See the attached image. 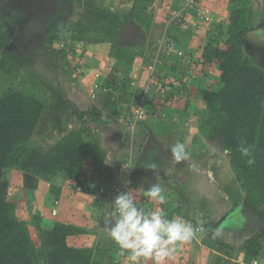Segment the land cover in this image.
I'll return each mask as SVG.
<instances>
[{
	"label": "trees",
	"instance_id": "trees-1",
	"mask_svg": "<svg viewBox=\"0 0 264 264\" xmlns=\"http://www.w3.org/2000/svg\"><path fill=\"white\" fill-rule=\"evenodd\" d=\"M131 1L130 13L124 16L125 23L139 31L141 27L147 36H152L156 23L154 0ZM203 1L214 3L217 0ZM228 1L230 4L236 3L237 6L229 11L223 10L228 19L226 23L205 19L198 15L197 6L186 7L184 1L179 12L169 11L164 14L163 24L166 30L164 37L160 38L165 41L164 47L168 43H174L180 48L181 38L175 32L183 30L186 34L194 18L198 22L194 32L200 35L205 32L203 40L206 44L200 55L195 53V56L194 52L186 49L187 52L183 54L186 59L177 53L172 57L183 59V72L186 73L184 78H190L189 83L197 88L198 98H201V102H198L200 105H196L198 112L206 108L205 115L198 122L201 135L219 144L226 153L229 166L244 194L243 205L254 217V221L258 222V229L246 237L241 246L243 261L251 264L264 255V68L251 62L245 48L248 33L264 26V11L261 22L257 23V12L251 0ZM81 2L82 0L60 2V10L51 17L46 28L47 51L62 63L68 56V50H73L70 41L73 43L84 36L86 44L109 42L110 56L116 60L117 66L132 67L140 64L145 54L144 48L138 46L135 49L131 45L118 42V35L88 40L84 30L74 31L67 50L68 42L62 39V35L72 31L75 26L72 20L66 19L67 12L71 8L73 11L81 9ZM204 6L214 13L213 16L218 15L206 3ZM31 9L33 7L28 11H32ZM11 11L0 0V56L11 46L18 30H30L26 21L29 16L25 15L27 12L21 14L17 11L14 22L18 23H14L12 17L9 18ZM34 14L36 16V11ZM160 38L157 39L156 51L155 45H152L155 54L159 50V42L162 41ZM192 67L196 68V72L192 71ZM213 68L218 73L216 80L210 79L209 69ZM81 72L83 73V69ZM121 79L130 85L129 75L123 74ZM209 80L213 82L207 86V82H211ZM114 81L115 78L113 84ZM186 83H182L183 88L179 91L185 90ZM133 93L137 94L134 90L130 95ZM41 95L40 92L14 87L0 93V264H108L111 248L100 243L90 247L72 244L70 238L86 233L85 230L72 223L49 219L38 205L39 198L35 197L34 190L25 191L24 197L30 203L28 211L31 216L28 219L22 217L21 202L13 201L10 197L9 171L12 168L51 182L59 174L67 179L77 180L87 161H95L100 165L104 162L105 155L98 133L107 127V123L102 118V111L95 106L86 110L74 108L72 116L79 125L69 130L50 148L33 145V137L51 103L49 97ZM185 102V107L194 108L191 100ZM241 141H246V145L251 148L255 161L251 165L247 163L249 158L242 156L238 150ZM51 191L57 197L53 211L58 209L61 197L60 190L53 183ZM217 225L211 222L204 224L209 232L205 242L221 250L227 245L214 232ZM216 264L229 263L220 257Z\"/></svg>",
	"mask_w": 264,
	"mask_h": 264
},
{
	"label": "crops",
	"instance_id": "crops-1",
	"mask_svg": "<svg viewBox=\"0 0 264 264\" xmlns=\"http://www.w3.org/2000/svg\"><path fill=\"white\" fill-rule=\"evenodd\" d=\"M95 1L97 5L100 4L99 0ZM115 1L118 10L116 14L124 17L130 13L131 0H112L110 3L114 5ZM171 1L168 7L162 4L154 5L156 23L152 36H147L141 27V31L139 29L136 31L126 30L125 32L120 31L118 34L114 27L117 25V21L107 20L110 17V11L102 8L101 5L95 6L90 1L86 7L84 5L86 0H82V14H85L86 8L88 9L87 16L83 20L85 23H82L85 27L82 25L81 30L87 33L88 40L118 34V42L131 45L135 49L138 46L144 48L145 54L140 64L132 67L123 65L113 67L116 70L114 73H118L120 77L123 74L129 75L130 86L133 82L137 83L135 87L131 86V88L139 96L135 95L132 99L129 94L130 98L124 96L118 103L114 101L113 104L110 103V100H106L105 93L107 91H104L103 88L98 90L96 97H91V100L84 96L87 99L86 104L77 107L83 110L91 106L97 107L102 111V118L107 123V127L98 133L105 155L104 162L100 165L95 161H87L77 180L67 179L63 174L57 175L51 182L36 177L40 187L36 191L34 190L35 197L39 198V203L41 199L43 200L40 207H43L46 216L52 221H65L85 230L86 233L71 237L70 242L78 238L82 242L81 246L90 247L100 243L110 247L108 264L116 262L117 264H130L127 259L128 252L125 251L121 255L119 246L104 231L105 219H110L109 214L114 211L113 201L122 192H130L139 208L145 211L161 210L168 219L179 217L193 225L200 223L204 225L207 222L218 224L215 226L214 232L226 243V248L218 250L206 243L205 238L209 232L205 228L202 233L198 232L194 239L180 245L173 256L164 261V264H216L220 257L227 260L229 264H245L241 246L245 238L254 234V231L249 228L250 226L246 229L249 216L246 218L242 214L244 194L232 169L224 162L226 153L219 152L212 145V141L201 135L198 122L202 116L194 111V109H198L197 106L194 105V108L185 107V100H191L196 105L200 104L196 101L197 88L189 83L190 78L188 80L184 78L186 76V73L183 72L184 61L182 58L174 59L170 56H162L164 60L159 58L157 69L154 74H151V66L157 58L151 44L163 34L165 29L164 14L169 11L171 13L179 12L184 5V0ZM59 2L61 0L55 1L57 8L54 14L60 10ZM205 3L211 10L216 9L213 2ZM76 11L78 10L74 12ZM77 13L79 14V12ZM101 21H105V26L101 29L98 28L97 31L93 23ZM175 33L180 38L185 36L183 30H177ZM84 39L82 36L73 43L70 41L71 46L73 45L72 51L71 48L69 49L70 42L66 44L67 50L69 49L68 57L74 55L73 57L79 61L73 66L71 65L69 70H73L75 75H80L88 82L89 79L94 80L91 88L94 83H99L102 87L108 86V81L98 79L103 76H98L94 72L98 71L101 75L106 72L110 77L111 66L116 60L109 54L106 55L105 47H108L109 42H95V44L87 42L88 44H86ZM176 64H178L177 67ZM164 67L166 70L160 69ZM181 67L183 68L181 69ZM174 69H177L178 72L180 69L182 73L174 72ZM195 69L193 68L192 71L196 72ZM209 70L212 71V69ZM152 79H156V81L159 79L158 82L162 83L163 81V84L161 87L154 84L146 91L145 86ZM184 82H187L185 85L187 90L185 88L186 91H179L183 88L182 83ZM119 85L120 83H111V87L108 86L107 90L122 92L123 87ZM114 96L118 97L117 94ZM135 97H138L137 101ZM140 99L142 100L141 104ZM83 103L84 101L80 104ZM138 105H142L146 109V116L141 121L131 122V125H128L121 120L120 115L125 108L129 106L128 108H131L129 111H131ZM183 109L185 110L183 111ZM43 119L32 140L34 146L43 148H50L69 130L79 125L75 118L71 120L68 117V122H66L65 118L58 116L54 124L47 121L48 123L42 126ZM178 141L184 142L191 154L190 159L180 163H176L172 159L170 152V146ZM153 162L157 164L158 169L147 168ZM51 183L60 190L61 203L58 206L57 215L52 214V207H54L57 197L51 191ZM154 184H159L164 190L166 199L163 203L144 194ZM25 191L22 192V189H18L16 194L24 197ZM259 262L260 264L264 262V255L251 264ZM148 264H155V262L149 260Z\"/></svg>",
	"mask_w": 264,
	"mask_h": 264
},
{
	"label": "rangeland",
	"instance_id": "rangeland-1",
	"mask_svg": "<svg viewBox=\"0 0 264 264\" xmlns=\"http://www.w3.org/2000/svg\"><path fill=\"white\" fill-rule=\"evenodd\" d=\"M55 1L56 0H49V2L51 3L47 4V0L46 1L40 0L37 3L38 4L37 6L34 4L36 7H33V9L35 10L31 9L32 11H28L29 8L32 7V5L30 4H28L25 7L23 6L21 7L20 3L17 6L16 5L13 6L11 8L12 11L9 13V18L12 17L11 20H13L14 22V19H16V16H17L16 15L17 11L18 13H21V14H23L24 11H26L27 14L25 15L29 16L26 18L31 19V21L29 20L30 23H27L30 26V30L27 32L18 30L19 33L17 32L15 39L12 37V39L14 40L12 41L11 46L7 48L6 51L3 52L2 55L0 56V93H3L7 88L14 87V88L26 89L27 91L35 92V93L40 92V94H42L41 96H44V97L47 96L50 98L51 103L49 104V108L47 109L48 112H45L44 114L42 126L46 125V123H48L49 121L51 122V124H54L55 123L54 121L58 119V116L65 118L66 122H68V117L71 118L72 120L74 118V116H72V110L79 105L83 106L86 104L87 99H85L84 96L88 97L91 100V95L89 91H90L91 85L94 82V80L91 81L90 79L88 82L85 78L82 79L80 75H75L73 70H69L71 65L73 66L74 63L79 62L78 60H76V58L73 57L74 55H71L70 57L67 56L66 60H64L61 65V62L57 59V57L50 54L47 51L48 45L46 43V28L48 26V23L51 17L54 14L55 9L57 8ZM89 1L95 6L101 5L102 8H104L105 10L107 9L108 11L111 12L110 17L107 18V20L111 21L112 19H114V21H117V25L114 27H115V31L116 30L118 31V34L120 31H123V32H125L126 30L136 31V29H133L129 23L128 24L125 23L123 16H120V14H116V11H118L117 6H116L117 5L116 1L114 5L113 3H110L112 0H99L100 1L99 5H97V2L95 0H89ZM89 1L86 0V3L84 4L86 5V7H88ZM163 1L165 3H162ZM159 4H162L163 6L168 7L170 4V0H154L153 6L154 5L156 6ZM214 4L216 5L215 12H217L218 15L216 14L211 19L215 20L218 23L228 22L227 16L223 14V10L229 11V10L234 9L237 6L236 3L230 4L228 0H220L219 2L217 1V3H214ZM239 5H242V4H239ZM252 5H253L254 10H256L257 12L256 22L260 23L261 18H262V11H264V0H253ZM82 9L83 8H81L80 10L78 9V11L74 12L75 10L73 11L71 8L70 11L67 12L66 18L70 19V21L72 20L75 23L74 29L72 31L64 32L62 35V39H64L67 42H69L71 38L70 36L75 34L74 31H79L82 29L81 28L82 25L84 26V24L82 23H85L83 22V20L85 16H87L86 12L88 8L85 9V14H82ZM35 11L37 13L36 16L35 14L33 15ZM77 12H79V14ZM211 14L213 15L214 13L211 12ZM14 23H18V22L15 21ZM31 24H33V26ZM93 24L95 28H97V31H98V28L100 29L104 28L105 21H101L98 23L95 22ZM194 27L195 26L192 24V26L187 30L184 38H181L180 48L182 47V50L184 51V53L187 52V50H190L191 52H194V53H197V55H200L206 44L205 40H203V38H205V35H203L205 32L202 35L195 33ZM165 30H166V27L163 31V34L161 35V38L164 37ZM106 31H108V29H106ZM17 36H20V37L17 38ZM56 44H58V42ZM156 44H157V40L153 41V44H151V45H155L154 47L155 51L158 47ZM107 46L108 47L103 46L106 48V55L107 54L111 55V45L108 44ZM56 47H58V45H56ZM247 48L248 47L246 43L245 50H246V53L248 54V57L251 59V62L255 65H258L259 67L264 68V53H262V55L260 53L262 57H259L258 55V57L256 58L257 55H254L253 51L251 49L248 50ZM164 55L162 56L165 57ZM162 56L159 55L157 57V54H156V57L158 60H160L161 58L163 59ZM167 56L172 57V55H167ZM157 65H158V61H157ZM157 65L155 66L156 69H157ZM114 66L117 67L116 61H114L113 65L111 66L112 71L110 73V77L108 76L109 74H106V72H105L106 75L105 74L101 75L100 72L98 71L94 72L95 74H98V76H103V77H99L98 79H104V80L106 79L108 81V86L111 87L112 80L115 78L114 83L115 84L120 83V85L123 87L122 92H117V91L114 92L111 90L110 91L107 90L109 88L107 86V89L104 90V91H107L105 93L106 100H110V103L113 104L114 101L118 103L124 96L128 98L132 97V99L135 95L139 96L138 93L137 94L133 93L131 94V96L129 95L130 92L134 90H132L131 86L125 80L121 79L118 73H114L116 71L113 68ZM177 66L178 64H176V67ZM192 68H195V67H192ZM160 69H163V68H160ZM180 71H181L180 69H179V72L177 69H174V72H177L179 74L181 73ZM210 73H211L210 79L216 80L215 77L218 76L217 71L215 69H212ZM111 77H112V80H111ZM157 80L160 81L159 79ZM211 80H209V82ZM171 81L173 82V80ZM212 82L213 81H211L210 83L207 82V86H209ZM154 92H157V91L154 90ZM114 94H117L118 97H115ZM200 99L201 98H198L196 96L197 102L200 103L201 102ZM135 100L137 101L138 97H135ZM83 101L84 103L80 104ZM141 102L142 100L140 101V104ZM193 105L196 106L195 103H193ZM127 108H125L126 111L131 109V108H128V109ZM194 111L198 112V109H194ZM205 113H206V108H203L202 111L198 112V114L202 117L205 115ZM218 146L220 147L219 144ZM220 148L219 149L216 148V149L219 150L220 152L221 151ZM224 158H221V159H224V162L226 163V165H229L227 155ZM9 179H10L9 181H10V189H11L10 197L13 201H16V202L20 201L22 203L23 205L22 217L24 219H28L29 216H31V213H29L28 211L29 210L28 208H30V203L27 202V198L21 197V195L16 194V192L18 191V189L19 190L22 189V192L27 189H31V190L33 189L36 191V189H39L40 187V185L38 186L37 184L39 180L34 175L23 173L22 171H19L18 169H11L9 171ZM42 202L43 200L41 199L40 203L38 202V205L39 206L42 205ZM31 210H34V208ZM247 223H248V226H246V229L247 227L250 226L249 228H252L251 230L254 231V230H257L259 227L257 225L258 222H256V220L254 221V217L252 219L248 218ZM71 243L79 247H81L82 245L81 240H78V238L72 241ZM258 264H260V262Z\"/></svg>",
	"mask_w": 264,
	"mask_h": 264
},
{
	"label": "clouds",
	"instance_id": "clouds-1",
	"mask_svg": "<svg viewBox=\"0 0 264 264\" xmlns=\"http://www.w3.org/2000/svg\"><path fill=\"white\" fill-rule=\"evenodd\" d=\"M238 150L242 156L249 158V165L255 162L246 141H241ZM170 152L176 163L190 159L191 155L186 144L180 141L170 146ZM147 168L156 170L158 166L153 162ZM144 194L160 203L166 199L159 184L152 185ZM113 206L114 211L109 214L111 218L105 219L104 231L119 246L121 255L128 252L130 264H148L149 260H153L155 264H164L180 245L204 231L202 226H194L182 218L168 219L161 210L145 211L139 208L130 192L118 194Z\"/></svg>",
	"mask_w": 264,
	"mask_h": 264
},
{
	"label": "built area",
	"instance_id": "built-area-1",
	"mask_svg": "<svg viewBox=\"0 0 264 264\" xmlns=\"http://www.w3.org/2000/svg\"><path fill=\"white\" fill-rule=\"evenodd\" d=\"M186 3V7L187 6H197L198 8V15L203 16L205 19L208 20H213L211 18H213V15L211 14V12L209 10H207V8L204 6L206 1L203 0H184ZM192 24L194 26L198 25L197 19L194 18L192 21ZM160 46H159V50L157 51V57L160 55L162 56L163 54L166 55H174L175 53L179 54V56H183L184 51L181 50L180 48L176 47V45L174 43H168L166 47L163 46V44L165 43L164 40H162L160 42ZM184 57V56H183ZM186 59V57H184ZM157 61L158 59H155V62L153 64V66H151V74H154L155 69H156V65H157ZM156 84L159 87H161V85L163 84L156 81V79H152L151 82H149L148 84H146L145 86V90H149L151 87H153V85ZM137 83L133 82L131 83V86H136ZM101 88H103V90L107 89V86L102 87L99 83H95L92 88L90 89V95L92 98H95L97 95L98 90H100ZM146 116V109L142 106V105H138L136 108H134L131 111H122L120 118L121 120L125 121L128 125H131V122H137V121H141L144 117ZM55 202L57 203V201L55 200ZM58 210L55 209L52 211L53 215H57ZM194 226H202L205 230V226L203 224H197ZM194 239V238H193Z\"/></svg>",
	"mask_w": 264,
	"mask_h": 264
},
{
	"label": "flooded vegetation",
	"instance_id": "flooded-vegetation-1",
	"mask_svg": "<svg viewBox=\"0 0 264 264\" xmlns=\"http://www.w3.org/2000/svg\"><path fill=\"white\" fill-rule=\"evenodd\" d=\"M6 1H8V3L5 6V7H7V10H10L13 6H15V5L17 6L20 3V1H18L16 4H13L12 0H6ZM49 3H51V2H49ZM8 6H9V8H8ZM29 20L30 19L27 18V20H26L27 23H30ZM260 28H262V27H260ZM260 28H258V29H260ZM258 29H254V30L250 31L246 37V43H247V47H248L247 49L248 50L251 49L253 51L254 55H257L256 58L258 57V55H259V57H262L261 55H262V53H264V32L254 33L255 30H258ZM260 53H261V55H260Z\"/></svg>",
	"mask_w": 264,
	"mask_h": 264
},
{
	"label": "water",
	"instance_id": "water-1",
	"mask_svg": "<svg viewBox=\"0 0 264 264\" xmlns=\"http://www.w3.org/2000/svg\"><path fill=\"white\" fill-rule=\"evenodd\" d=\"M18 1H20L21 6H23V7L27 6L28 4L32 5V7H36V6L38 5L37 3H38L40 0H12V2H13L14 4H16ZM44 1H46V0H44ZM7 3H8V1L3 0V6H6ZM48 3H49V0H47V4H48ZM34 4H35L36 6H35ZM256 32H264V27H262V28H260V29H258V30H255L254 33H256ZM212 145H213L215 148H217V149L220 148V147H219L216 143H214V142H212ZM220 150H221V151H224L222 148H220ZM242 214L245 215L246 218H248V216H249V218L251 219V217H252V215L249 213L248 209L245 208V207H244V209L242 210Z\"/></svg>",
	"mask_w": 264,
	"mask_h": 264
}]
</instances>
